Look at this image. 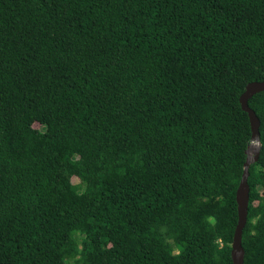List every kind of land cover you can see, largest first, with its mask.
Masks as SVG:
<instances>
[{
  "label": "trees",
  "instance_id": "16d2710c",
  "mask_svg": "<svg viewBox=\"0 0 264 264\" xmlns=\"http://www.w3.org/2000/svg\"><path fill=\"white\" fill-rule=\"evenodd\" d=\"M252 82L264 0H0V264H232Z\"/></svg>",
  "mask_w": 264,
  "mask_h": 264
},
{
  "label": "water",
  "instance_id": "95a60500",
  "mask_svg": "<svg viewBox=\"0 0 264 264\" xmlns=\"http://www.w3.org/2000/svg\"><path fill=\"white\" fill-rule=\"evenodd\" d=\"M264 92V82L249 83L244 92L239 97L241 110L247 114L250 127V139L245 149V162L241 179L236 190L235 202L237 210V224L235 227L232 243H231V260L232 264H243L244 251L241 245L242 233L247 222L248 204H249V186H248V171L249 167L256 163L260 155V136H259V120L255 113L249 108L248 101L253 96Z\"/></svg>",
  "mask_w": 264,
  "mask_h": 264
}]
</instances>
